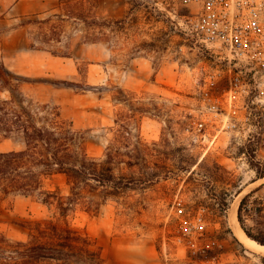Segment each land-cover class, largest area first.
<instances>
[{"label": "rangeland", "instance_id": "obj_1", "mask_svg": "<svg viewBox=\"0 0 264 264\" xmlns=\"http://www.w3.org/2000/svg\"><path fill=\"white\" fill-rule=\"evenodd\" d=\"M59 2L0 0V60L22 80L23 93L40 104L58 106L76 131L87 132L91 155L103 154L127 116L145 142H160L163 158L191 168H175L173 178L144 195L109 201L97 215L78 210L69 221L97 240L107 264L241 257L264 263V256L233 235L227 218L237 197L238 215L246 198L240 212L243 226L264 239V178L259 177L264 172V129L226 127L230 84L218 61L180 27L190 9L141 0H93L99 17L121 23L109 42L94 44L83 38L80 20L68 19L57 45L65 57L37 50V26H20L60 14ZM117 89L133 93L127 104L112 102ZM248 105L247 98L235 102L240 115ZM21 146L18 139L0 134V153ZM50 215L38 198L12 196L0 201V230L20 239L24 234L16 222Z\"/></svg>", "mask_w": 264, "mask_h": 264}, {"label": "trees", "instance_id": "obj_2", "mask_svg": "<svg viewBox=\"0 0 264 264\" xmlns=\"http://www.w3.org/2000/svg\"><path fill=\"white\" fill-rule=\"evenodd\" d=\"M94 6L93 0H60V14L27 20L20 26H37L40 46H33L37 50L66 57L68 54L57 45L68 19L82 22L86 42L110 41L120 21L99 17ZM22 83L0 60V134L18 139L22 145L0 153V201L18 195L36 197L51 215L16 222L14 225L24 234L20 239H12L0 230V264H107L97 240L73 225L69 217L78 210L97 215L109 201L127 199L132 193L144 195L162 180L173 178L175 168L188 172L191 168L163 158L160 142H145L134 132L133 120L127 116L103 154L91 155L87 132L76 131L63 119L58 106L28 98ZM132 94L117 89L112 102L127 104ZM259 177L264 178V172ZM245 200L238 215L242 226L240 212ZM227 201L224 200L226 210ZM243 229L264 245V239L253 236L244 226Z\"/></svg>", "mask_w": 264, "mask_h": 264}, {"label": "built area", "instance_id": "obj_3", "mask_svg": "<svg viewBox=\"0 0 264 264\" xmlns=\"http://www.w3.org/2000/svg\"><path fill=\"white\" fill-rule=\"evenodd\" d=\"M139 1V0H138ZM147 4L184 6L190 9L179 22L193 44L222 66L230 84L228 129L248 125L264 129V0H141ZM239 98L250 100L244 113L236 108ZM255 119L256 123L249 121ZM199 220H201L199 218ZM166 262L171 258L165 256ZM187 264H252L243 257L231 260L194 261ZM257 264H264L256 261ZM168 264V263H167Z\"/></svg>", "mask_w": 264, "mask_h": 264}, {"label": "bare ground", "instance_id": "obj_4", "mask_svg": "<svg viewBox=\"0 0 264 264\" xmlns=\"http://www.w3.org/2000/svg\"><path fill=\"white\" fill-rule=\"evenodd\" d=\"M238 202H239V197H237L235 203L233 204L232 209L228 212L227 218H228L229 227H230L233 235L236 238H238V240L244 246H246L248 249L252 250L253 252H255L257 254L264 256V245L259 244L255 240L251 239L246 234V232L244 231L243 227L240 224L238 214H237Z\"/></svg>", "mask_w": 264, "mask_h": 264}, {"label": "crops", "instance_id": "obj_5", "mask_svg": "<svg viewBox=\"0 0 264 264\" xmlns=\"http://www.w3.org/2000/svg\"><path fill=\"white\" fill-rule=\"evenodd\" d=\"M258 183V182H255V184ZM254 185V184H253Z\"/></svg>", "mask_w": 264, "mask_h": 264}]
</instances>
